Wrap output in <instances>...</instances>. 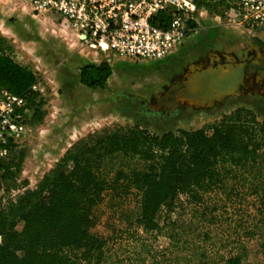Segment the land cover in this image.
Returning <instances> with one entry per match:
<instances>
[{"label":"rangeland","instance_id":"374dc122","mask_svg":"<svg viewBox=\"0 0 264 264\" xmlns=\"http://www.w3.org/2000/svg\"><path fill=\"white\" fill-rule=\"evenodd\" d=\"M216 6L215 13L209 11L199 17L188 39L175 52L163 59L137 61L107 57L81 47L56 12L35 17L29 9L18 7L19 15L0 13V35L15 59L38 76L32 91L44 102L42 118L29 119V129L17 143L21 169L2 182L0 208L34 188L64 151L88 133L132 125L155 133L195 129L245 103L253 104L264 117V99L261 104L251 99L257 92L254 88L261 84L240 90L246 86L248 70L239 86L219 98L199 103L190 96L198 91L196 83L202 75L235 70L251 60L255 50L249 31L233 26L225 10ZM215 14H220L221 20H214ZM102 60L112 67L111 81L105 88L93 90L80 84V65ZM256 80L261 81V76ZM261 94L264 97V92ZM26 104L32 115V107ZM240 194L230 200L216 193L207 195L206 207L215 206L217 211L203 213L202 206L177 196L160 210L158 232L149 234L133 224L125 238L113 243L112 250L135 262V250L146 244L152 253H141L144 264H229L227 260L238 255L241 264H264V227L258 221L256 201L241 190ZM138 210L137 192L123 200L105 192L91 214L94 231L106 235L124 230Z\"/></svg>","mask_w":264,"mask_h":264},{"label":"trees","instance_id":"16d2710c","mask_svg":"<svg viewBox=\"0 0 264 264\" xmlns=\"http://www.w3.org/2000/svg\"><path fill=\"white\" fill-rule=\"evenodd\" d=\"M205 5L216 12V4ZM111 75L106 60L84 63L78 71L80 84L93 90L104 89ZM38 82L0 35V88L26 97L30 119L43 116V99L32 91ZM16 148L11 144L1 164L0 189L21 169ZM240 190L256 201L264 227V117L246 107L195 129L155 133L132 125L94 131L71 144L34 188L0 208V264H144L141 253H152L146 244L137 246L135 262L112 250L133 224L156 233L160 210L177 196L202 206V213L215 212V206L206 207L207 195L230 200ZM134 191L139 210L133 222L106 235L95 232L91 214L104 193L123 200ZM241 262V255L227 260Z\"/></svg>","mask_w":264,"mask_h":264},{"label":"built area","instance_id":"2783aa9c","mask_svg":"<svg viewBox=\"0 0 264 264\" xmlns=\"http://www.w3.org/2000/svg\"><path fill=\"white\" fill-rule=\"evenodd\" d=\"M5 1L35 17L56 12L81 47L134 61L163 59L180 48L199 17L208 14L205 4L221 6L233 25L248 31L264 26V0ZM213 19L221 20V15ZM30 116L24 95L0 88V174L11 144L29 129Z\"/></svg>","mask_w":264,"mask_h":264},{"label":"water","instance_id":"95a60500","mask_svg":"<svg viewBox=\"0 0 264 264\" xmlns=\"http://www.w3.org/2000/svg\"><path fill=\"white\" fill-rule=\"evenodd\" d=\"M264 29V26L254 29ZM246 63L241 64L235 70H230L225 73L221 72H207L202 75L196 83L198 91L190 94L196 101H212L221 97L228 91L240 85L242 78L245 74Z\"/></svg>","mask_w":264,"mask_h":264},{"label":"flooded vegetation","instance_id":"af4514ba","mask_svg":"<svg viewBox=\"0 0 264 264\" xmlns=\"http://www.w3.org/2000/svg\"><path fill=\"white\" fill-rule=\"evenodd\" d=\"M252 31L248 32V36L249 40L253 42L255 50H253L251 60L245 62L247 64L245 70H248V75L244 82L246 86L240 87V90L244 91L245 88L248 89L255 83H260L261 87L258 89L254 88L257 92L251 95V99H255L261 104L262 99H264L261 94L264 92V29H258L256 32ZM256 76H261V81H257Z\"/></svg>","mask_w":264,"mask_h":264},{"label":"crops","instance_id":"0c3cea01","mask_svg":"<svg viewBox=\"0 0 264 264\" xmlns=\"http://www.w3.org/2000/svg\"><path fill=\"white\" fill-rule=\"evenodd\" d=\"M19 6L18 5H15V4H10V3H8V2H6L5 0H0V13H2V14H5V13H14V14H16V15H19V9H17ZM16 9V10H15ZM234 26V25H233ZM236 27H238V29H243L242 27H240V26H237L236 25ZM242 31V30H241ZM186 39H188V36H187V38ZM191 45H192V43H191ZM193 46H195V43H194V45ZM192 47V46H191ZM82 65V64H81ZM80 65V66H81ZM112 76V75H111ZM111 76L109 77V79L107 80V83H109V81H111ZM258 103H259V101H258ZM260 104V103H259ZM244 105V107H246V108H248V109H251V110H253L254 111V113H256V115H257V118L260 120V119H262L263 117L262 116H259L258 115V110H256L255 108H254V106H253V104L252 105H248V104H243ZM241 106V104H238V107H240Z\"/></svg>","mask_w":264,"mask_h":264}]
</instances>
